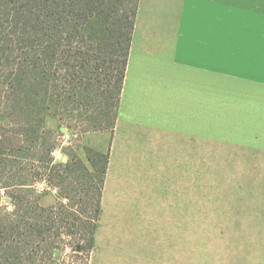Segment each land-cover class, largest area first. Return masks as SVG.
Segmentation results:
<instances>
[{
  "label": "crops",
  "instance_id": "1",
  "mask_svg": "<svg viewBox=\"0 0 264 264\" xmlns=\"http://www.w3.org/2000/svg\"><path fill=\"white\" fill-rule=\"evenodd\" d=\"M225 87L247 104L224 106ZM97 136L110 146L99 221L177 220L180 175L208 142L264 149V0H140L117 124L85 136L107 153Z\"/></svg>",
  "mask_w": 264,
  "mask_h": 264
},
{
  "label": "trees",
  "instance_id": "2",
  "mask_svg": "<svg viewBox=\"0 0 264 264\" xmlns=\"http://www.w3.org/2000/svg\"><path fill=\"white\" fill-rule=\"evenodd\" d=\"M138 9L139 0H0V187L15 205L0 213V264H35L44 248L51 262L62 228L82 232L74 250L94 247L110 155L85 148L100 173L94 223L44 206L37 183L59 187L91 170L77 154L55 161L46 117L83 133L116 126Z\"/></svg>",
  "mask_w": 264,
  "mask_h": 264
},
{
  "label": "rangeland",
  "instance_id": "3",
  "mask_svg": "<svg viewBox=\"0 0 264 264\" xmlns=\"http://www.w3.org/2000/svg\"><path fill=\"white\" fill-rule=\"evenodd\" d=\"M138 41L139 32L136 45ZM221 97L224 106L247 104L243 103L245 93L227 87ZM227 114L225 122H231L232 111H225ZM46 118L45 126L56 134L55 161L66 164L77 154L91 170L74 169L68 185L58 187L43 181L34 189L44 206L63 203L69 207L64 215L71 213L94 223L100 173L92 170L87 160L85 136L91 132H81L75 122L70 127L64 124L60 130L58 118ZM96 142L109 152L103 137L97 136ZM236 144L208 142L202 164L193 159L192 175H180L187 187L191 183V194L189 208L188 189L183 193L185 207L181 213H174L177 220L158 222L154 212L144 215L140 210L136 220L107 223L100 222L99 216L97 221L102 226L96 230L93 248L74 250L72 245L86 243L81 240L82 232L76 226L62 228L55 242L61 248L54 250L53 260L50 262L49 251L44 248L35 264H264V149ZM64 194L69 198L61 196ZM14 210L7 190L0 187V213Z\"/></svg>",
  "mask_w": 264,
  "mask_h": 264
}]
</instances>
